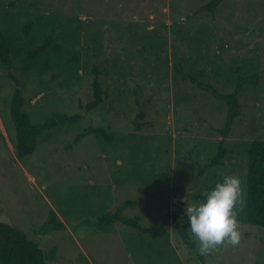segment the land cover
Returning <instances> with one entry per match:
<instances>
[{"label": "rangeland", "instance_id": "obj_1", "mask_svg": "<svg viewBox=\"0 0 264 264\" xmlns=\"http://www.w3.org/2000/svg\"><path fill=\"white\" fill-rule=\"evenodd\" d=\"M209 1L0 0V29L11 49L10 69L0 65V222L44 251L55 249L46 264H264V228L238 223V244L204 254L188 229L186 207L226 175L242 180L238 213L249 145L264 140V0H223L200 11ZM49 38L44 51L29 56ZM173 64L221 94L237 76L254 75L240 91L228 137L218 133L226 104L182 80ZM94 67L108 97L85 112L80 104L92 100ZM16 87L32 123L54 114L80 119L42 134L33 153L18 158L10 115ZM90 128L111 139L86 133L75 140ZM220 141L224 158L198 174ZM192 188L178 204V190ZM126 201L134 204L122 209L123 218L164 227V234L121 223L98 227Z\"/></svg>", "mask_w": 264, "mask_h": 264}, {"label": "trees", "instance_id": "obj_2", "mask_svg": "<svg viewBox=\"0 0 264 264\" xmlns=\"http://www.w3.org/2000/svg\"><path fill=\"white\" fill-rule=\"evenodd\" d=\"M223 0H210L203 5L200 11L212 12ZM31 21H25L22 26L23 36L28 35V29ZM50 42V38L47 39L41 46L35 51L29 54L33 57L39 52L44 51ZM10 54L11 49L7 38L0 29V65L10 69ZM173 70L179 74L182 80L188 81L195 85L197 88L207 92L212 97L222 100L227 107L226 120L218 133L221 138H226L229 135L233 121L240 115L239 94L243 85L249 81L253 76H237L236 82L231 90L227 94L219 93L210 83L197 79L194 75L184 73L173 64ZM94 77L92 80V100L80 107L88 112L91 109L96 108L101 104L108 93L101 89L98 81V70L96 67L93 69ZM12 77V75H10ZM12 80L18 84V80L12 78ZM149 97L147 98V100ZM147 101H144L146 103ZM23 100L21 91L16 87L13 96L10 101V115L15 126V151L18 158H24L33 153L37 140L42 134L50 131H59L62 128L77 122L80 119V115H64L54 114L52 117L42 123L34 124L29 120V117L25 111H23ZM143 112L140 110L137 114V118H140ZM136 128H139V123H136ZM86 133H94L101 135L102 137L110 140L111 136L107 134L103 129L90 128L85 132L77 135L75 140H78ZM226 154V149L223 147L222 141H220L217 152L210 161L203 167L198 168V174H202L206 169L213 168L220 164L221 160ZM197 199L203 200L204 195H197ZM134 202L126 201L123 206L116 209L113 213L105 215L97 222L98 227H105L113 223H121L127 227L137 230L141 233L151 234L153 236H161L164 234V227L155 228L143 226L138 222L137 218H123L121 216L122 209L126 205H133ZM50 220L58 228H65L64 225L58 221L57 216L53 211H50ZM168 214L165 215V223L167 222ZM237 220L239 224L254 226L258 228H264V140H253L249 145L248 150V165L246 172L245 183V196L242 208L237 213ZM171 223L174 229L180 234L184 244L187 247L193 248L194 243L189 240L186 233L185 225H180L176 216L171 217ZM52 249V248H51ZM53 250L44 251L38 244L30 240L27 235L17 227L0 222V264H46L50 260V253ZM203 262V259H202Z\"/></svg>", "mask_w": 264, "mask_h": 264}, {"label": "clouds", "instance_id": "obj_3", "mask_svg": "<svg viewBox=\"0 0 264 264\" xmlns=\"http://www.w3.org/2000/svg\"><path fill=\"white\" fill-rule=\"evenodd\" d=\"M243 195L239 176L226 175L204 193V199L186 207L189 228L199 241V251L204 254L218 246L239 243L236 205Z\"/></svg>", "mask_w": 264, "mask_h": 264}, {"label": "water", "instance_id": "obj_4", "mask_svg": "<svg viewBox=\"0 0 264 264\" xmlns=\"http://www.w3.org/2000/svg\"><path fill=\"white\" fill-rule=\"evenodd\" d=\"M194 189L195 188H192V189H179L178 190V199H177L178 204L183 205L184 201L187 198V195L189 193H192L194 191Z\"/></svg>", "mask_w": 264, "mask_h": 264}]
</instances>
